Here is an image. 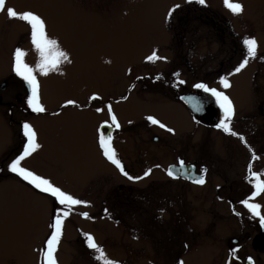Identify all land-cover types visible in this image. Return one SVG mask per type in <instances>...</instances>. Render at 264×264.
I'll use <instances>...</instances> for the list:
<instances>
[{"label": "rangeland", "instance_id": "1", "mask_svg": "<svg viewBox=\"0 0 264 264\" xmlns=\"http://www.w3.org/2000/svg\"><path fill=\"white\" fill-rule=\"evenodd\" d=\"M238 2L243 5V12L237 16L224 6V0H206L207 6L185 0H8L0 13V51L4 43H29L24 60L33 67L38 61L29 27L18 19L8 18L7 8L11 7L17 12L32 11L41 16L47 35L57 41L59 50L67 54L70 62L61 59L57 70L47 75L34 73L45 113L14 114L17 123L12 130L7 107L0 105V264H40L38 250L50 234L49 224L57 207L53 198L8 171L9 162L23 150L24 143L19 149L25 139L20 138V119L32 126L39 145L21 161V166L88 202L87 206H74L64 221L56 253L58 264H98L96 254L86 246L84 233L94 237L108 259L118 264L144 263L143 254H148L151 248L150 237L141 241L145 231L140 226L133 225L131 233L122 234L123 219L116 222L110 215L105 220L97 217L90 221L80 217L81 213L90 216L95 211L103 212L101 201L110 193L106 185L114 165L99 147L98 124L110 104L120 125L112 134L113 148L122 137L134 141L143 131L159 137L170 134L151 124L148 116L173 129L176 138L182 139L191 121L181 104L160 93L162 88L168 90L170 84L180 91L200 82L216 85L235 107H248L251 85L264 87V0ZM173 5L180 7L166 23L165 17ZM211 22L224 25L217 29ZM244 37L255 38L260 55L249 59L245 68L234 73L245 55L241 43ZM153 50L166 59L147 61ZM223 71L228 72L220 74ZM1 72H5L2 64ZM147 74L153 75L150 78L166 75L167 84L165 87L155 84L160 89L158 94L151 88L142 91L145 95H137L139 85L132 86V81ZM172 75L179 78L173 81ZM218 77H226L230 86L224 88ZM180 80L185 83L180 84ZM127 88H131L129 98L106 104V97L115 99ZM93 94L101 99L90 100ZM67 100H74L79 107L64 106ZM97 108L102 111L98 113ZM10 149L15 153L9 154ZM121 180L114 175L112 183ZM124 193L135 202L136 208H130L134 211L132 215L137 216L140 207L147 212L151 210L150 215H167L153 212L154 203H140V192ZM124 193L113 190L110 202L122 199L120 194ZM171 193L179 194V199L185 201L184 188L177 186ZM176 239L169 232L151 237L152 248L160 250L152 255V264H170L164 252L170 250L171 242L166 240H175L174 248Z\"/></svg>", "mask_w": 264, "mask_h": 264}, {"label": "flooded vegetation", "instance_id": "2", "mask_svg": "<svg viewBox=\"0 0 264 264\" xmlns=\"http://www.w3.org/2000/svg\"><path fill=\"white\" fill-rule=\"evenodd\" d=\"M7 2L8 0H5V6ZM210 24L217 29L224 25L222 22ZM17 47L25 52H28L30 48L29 43H4L0 51V65L2 64L5 70L0 73V80H2L0 105L7 107V114L10 116L8 124L12 130L17 123L13 117L14 114L29 116L36 114L26 104L27 85L12 71V54ZM259 55L260 53L256 51V58ZM226 72L228 71L220 72V74ZM151 76L153 75L147 74L145 77L132 81V86L139 85L136 90L137 95L143 96L145 89L151 88L157 92L160 89L156 87V83L162 87L166 86V75L156 78H150ZM262 76L264 80V72ZM170 77L173 81L179 78L176 75ZM142 79H147L148 82L143 83ZM208 87L216 88L227 95L216 85ZM179 89L170 84L168 90L162 88L160 93L163 96L169 95L183 106L179 101L181 93H188L190 90L199 92L204 97L203 101L208 104V109L203 115L205 120L198 122L193 119L191 112L183 106L191 124L186 125L182 139H177L174 131L161 137L150 135L149 131H143V134L134 141L127 137L117 140L114 150L125 170L132 176H142L146 169L151 168V174L139 181L129 182L114 166L112 173L108 175L106 185L110 193L101 201L104 205L103 212L95 211L87 219L81 214L80 217L90 221L97 217L105 220L110 215L115 217L116 222L123 219L122 234L131 233L130 230H134L133 225L140 226L145 231L141 241L144 237H150L151 248L148 249L150 251L148 254H143L142 259L145 264H152V255L157 254V250L160 252L159 249L152 248L151 237L167 232L177 236L174 248L172 247L175 240H166L171 242L170 250L164 252L170 264H179L180 261L183 264H248V258H251L252 264H264V226H261L259 218L251 216L241 204V201L251 197L253 191L254 181L248 172L250 164L253 172L261 173L259 179L264 180V87L256 88L251 85L250 105L244 108L234 106L235 114L231 121V128L245 137L247 146L238 137L226 134L215 127L222 118V113L213 97L191 86L181 91ZM129 90L131 88H127L123 95L116 96L115 99L106 97V104L129 98ZM136 97L147 100L140 96ZM13 107L18 110L14 111ZM106 114L97 128L100 133L110 132L112 135L116 127L111 124L108 113ZM18 123L22 127L24 121L20 119ZM195 131L198 132L196 136L193 135ZM253 154L257 159H252ZM181 159L188 165L186 176L169 177L167 170L171 166H178V161ZM157 165L159 167H156ZM201 168L206 169L205 183L198 185L193 183V180L199 178ZM114 175L120 176L121 182L112 183ZM177 186L184 188L185 201L179 199V194L178 196L171 193ZM113 190L123 193L125 191L140 192V203L144 201L154 203L153 212H164L167 215H150L151 210L147 212L142 207L136 210L137 216L132 215L134 211H130V208L135 207V202L130 195L120 194L122 199L112 203L110 199ZM250 202L260 204L261 214L264 215V193L250 199ZM183 206L185 209H179ZM179 210L183 215L178 216ZM113 225L118 226L117 223ZM111 229L114 230V227L112 226Z\"/></svg>", "mask_w": 264, "mask_h": 264}, {"label": "snow or ice", "instance_id": "3", "mask_svg": "<svg viewBox=\"0 0 264 264\" xmlns=\"http://www.w3.org/2000/svg\"><path fill=\"white\" fill-rule=\"evenodd\" d=\"M186 3H195L200 6H207L206 0H185ZM5 0H0V11L4 10ZM224 6L233 14L240 15L243 12V5L238 2V0H224ZM180 5H173L172 8L168 10V14L165 17V22L167 23L173 12L176 8H179ZM7 16L10 19H18L29 27L30 29V41L34 50L38 54V61L35 67L30 66L24 60L26 52L17 47L14 49L12 54V71L14 74L22 79L28 88V95L26 97V104L32 112L42 113L45 111V108L40 103L39 97V83L37 81L35 72H39L41 75H47L51 71H55L58 68V64L61 59L69 61V58L66 53L60 51L55 39L49 38L46 32L45 21L38 14L32 11L17 12L13 8H7ZM244 49L245 55L243 60L239 65L234 69V73H239L243 68L246 67L249 59L256 57L257 51V41L254 37H244L241 41ZM147 61L155 62L156 60H164L165 57H159L156 53V50H153L152 54L146 57ZM70 62V61H69ZM232 74V73H230ZM180 84L185 83V81L180 80ZM219 83L224 87L228 88L229 82L226 77H221ZM196 89L203 90L204 93L209 94L215 99V103L218 105L222 113V118L219 123L215 125L217 129L222 130L224 133L238 137L242 143L246 144V139L244 136L235 132L231 128V121L235 114V109L230 98L225 95L223 92L218 91L216 88H210L206 84L200 82L193 85ZM90 100H98L101 97L93 94ZM187 99V102L191 104L193 111H200L201 105L195 100V98L188 97L182 98ZM67 105H76L74 100H67L64 106ZM108 109V116L111 120V124L116 128H119L120 125L117 121L116 116L112 111L111 105L106 106ZM96 111L99 113L102 111L101 108H97ZM146 119L153 125H158L161 129H165L169 133H172L174 130L168 128L165 124L157 120L152 116L146 117ZM98 144L101 149L103 156L119 170L121 175L125 176L129 181H139L151 174L152 169L148 168L143 172L142 176H132L124 168L122 162L117 158V154L112 147V135L111 133H100L98 129ZM22 134L25 137V143L23 144V150L8 164V171L15 174L17 177L26 181L34 189L39 190L41 193L47 194L53 198L54 203L57 207L54 208V214L52 220L49 224L50 234L44 241V245L38 251L40 252L41 261L40 264H58L56 253L58 251L59 244L63 235V226L65 219L70 215V211L74 206L85 205L87 206V201H83L73 197L71 194L63 191L61 188L52 184L46 178H43L39 175H36L29 169H26L21 166V161L26 157L30 156L39 145L36 142V133L33 130L32 126L27 122L22 125ZM251 150V149H250ZM252 159L255 160L257 157L253 154ZM156 167H159L157 165ZM178 171L180 174H185L187 171V166L185 162L181 159L178 161ZM206 169L201 168L199 178L193 180V183L198 185H203L205 183L204 173ZM248 172L250 173V178L254 181L252 184L253 191L249 199L241 201V204L248 210V212L253 217L259 218L261 226H264V215L261 214V205L257 203H251L250 199L255 198L257 195L264 193V180L259 179L261 173L253 172L251 164L249 165ZM167 175L172 178H176V174L173 172L172 168L169 167L167 170ZM85 218L88 217L87 213H81ZM238 215V213H237ZM85 243L88 249L92 250L96 255L94 259L98 264H118L117 261L108 259L103 249L95 242L94 237L91 234L84 233ZM235 259V256H234ZM179 264H183L182 261ZM248 264H252L251 258H248Z\"/></svg>", "mask_w": 264, "mask_h": 264}, {"label": "water", "instance_id": "4", "mask_svg": "<svg viewBox=\"0 0 264 264\" xmlns=\"http://www.w3.org/2000/svg\"><path fill=\"white\" fill-rule=\"evenodd\" d=\"M188 97L195 98V100L200 103V105H201V110L200 111H193L192 107H191V104L187 102V99H182V98H188ZM203 98L204 97H203L202 94H200L199 92H196L194 90H190L188 93H183V94H181L179 96V100L184 103V105L191 112L193 118L195 120H197L198 122H202L203 120H205V118H203V115L208 109V104L203 101ZM186 166H187V171L186 172H188V165L186 164ZM171 168H172L173 172L176 174V176L182 175L178 171V166H171ZM182 176H186V174H183Z\"/></svg>", "mask_w": 264, "mask_h": 264}]
</instances>
